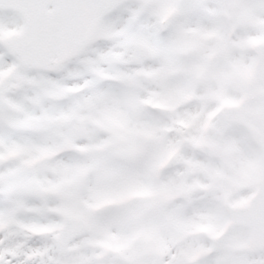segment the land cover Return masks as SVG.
<instances>
[{
    "label": "snow or ice",
    "instance_id": "6c2138e0",
    "mask_svg": "<svg viewBox=\"0 0 264 264\" xmlns=\"http://www.w3.org/2000/svg\"><path fill=\"white\" fill-rule=\"evenodd\" d=\"M0 264H264V0H0Z\"/></svg>",
    "mask_w": 264,
    "mask_h": 264
}]
</instances>
